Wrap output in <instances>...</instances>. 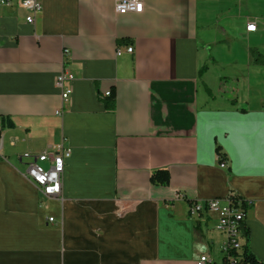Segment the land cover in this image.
I'll return each instance as SVG.
<instances>
[{
	"label": "crops",
	"instance_id": "obj_1",
	"mask_svg": "<svg viewBox=\"0 0 264 264\" xmlns=\"http://www.w3.org/2000/svg\"><path fill=\"white\" fill-rule=\"evenodd\" d=\"M11 1L0 8V119L13 123L0 130V264H224L216 216L189 211L229 197L245 212L240 254L264 264V0H138L142 12L124 15L116 0H39L30 24ZM60 147L61 195L43 197L22 155ZM159 170L167 185L151 183Z\"/></svg>",
	"mask_w": 264,
	"mask_h": 264
},
{
	"label": "built area",
	"instance_id": "obj_2",
	"mask_svg": "<svg viewBox=\"0 0 264 264\" xmlns=\"http://www.w3.org/2000/svg\"><path fill=\"white\" fill-rule=\"evenodd\" d=\"M11 3V0H0V8L8 7ZM15 3L20 9L29 12L25 18L28 24L33 22L34 15L41 10L39 0H16ZM142 9V3L138 0H116L114 4V11L119 15L141 13ZM255 29L256 26L252 23L246 26L247 32H254ZM126 51L127 53H132L133 49L128 47ZM66 52L64 51V54ZM116 54L119 55L120 52L117 51ZM73 80V75L65 69L56 78V86L61 89L60 97L63 102L69 99L71 93L69 84ZM109 95V92L105 94V96ZM69 155L70 150L63 147L54 151L43 152L39 155L25 153L22 158L26 159L27 163L23 175L43 197H58L62 191L65 160ZM43 163H47V167H43ZM220 167L224 168L225 163L221 162ZM176 198H181V196L176 195ZM240 206L241 203L239 201L229 197L225 199V202L220 199L205 200L200 204L192 205L189 211L191 216H199L203 213H210L216 216L214 228L225 236V242L222 245L224 264H240L242 260L239 239L243 231L245 212ZM49 221L52 222L53 219H49ZM209 263L210 260L206 255H200L195 264Z\"/></svg>",
	"mask_w": 264,
	"mask_h": 264
},
{
	"label": "trees",
	"instance_id": "obj_3",
	"mask_svg": "<svg viewBox=\"0 0 264 264\" xmlns=\"http://www.w3.org/2000/svg\"><path fill=\"white\" fill-rule=\"evenodd\" d=\"M106 107L108 109H113L114 107V96L113 94L110 95L109 98L105 101ZM13 126V123L10 118L8 117H1L0 119V130H3L5 128H11ZM150 181L152 184L157 185H167L169 181V176L166 171L159 170L152 174ZM242 261L244 264H258L257 260L254 258L253 255L248 253L247 250H244L242 254Z\"/></svg>",
	"mask_w": 264,
	"mask_h": 264
},
{
	"label": "rangeland",
	"instance_id": "obj_4",
	"mask_svg": "<svg viewBox=\"0 0 264 264\" xmlns=\"http://www.w3.org/2000/svg\"><path fill=\"white\" fill-rule=\"evenodd\" d=\"M220 48H223V47H220ZM236 47H234V49L232 50V56H236L237 57V51H236ZM225 51H226V48L224 49ZM215 53H217L216 52V50H215V48H212L211 49V51H210V54H211V56L213 57L214 56V54ZM223 56H224V54H222V55H220V57L223 59ZM228 56H230V54H228ZM255 57V56H254ZM221 72V70L217 67V68H214L213 69V72L211 73V74H214V73H220ZM227 82H228V85H226V83H224V80L222 79V84L223 85H225L226 87L224 88V91L226 90V91H228V89H229V87H232L233 85H234V82L231 80H227ZM241 80L240 81H238L237 82V84H236V86H237V88L238 89H240V86H241Z\"/></svg>",
	"mask_w": 264,
	"mask_h": 264
}]
</instances>
